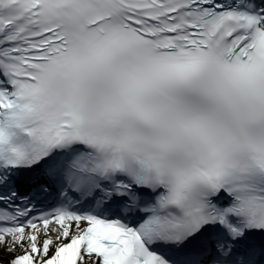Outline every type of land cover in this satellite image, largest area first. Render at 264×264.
I'll use <instances>...</instances> for the list:
<instances>
[{"label": "snow or ice", "instance_id": "snow-or-ice-1", "mask_svg": "<svg viewBox=\"0 0 264 264\" xmlns=\"http://www.w3.org/2000/svg\"><path fill=\"white\" fill-rule=\"evenodd\" d=\"M0 264H264V0H0Z\"/></svg>", "mask_w": 264, "mask_h": 264}]
</instances>
